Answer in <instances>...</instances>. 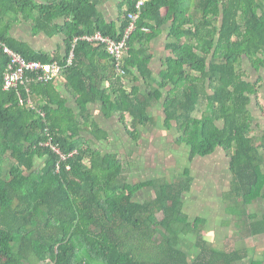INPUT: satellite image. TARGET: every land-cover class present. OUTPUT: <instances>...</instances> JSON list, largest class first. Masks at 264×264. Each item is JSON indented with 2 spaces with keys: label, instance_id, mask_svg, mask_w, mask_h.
Wrapping results in <instances>:
<instances>
[{
  "label": "trees",
  "instance_id": "1",
  "mask_svg": "<svg viewBox=\"0 0 264 264\" xmlns=\"http://www.w3.org/2000/svg\"><path fill=\"white\" fill-rule=\"evenodd\" d=\"M105 2L0 0V43L28 62L59 63L66 91L59 77L5 90L10 59L0 46V264H237L247 254L212 245L199 227L205 219L191 222L184 212L190 168L173 182L130 184L118 155L83 133L111 140L91 110L100 106L107 120L129 118L137 141L138 127L156 124L150 112L163 104L166 126L176 127L191 162L219 148L228 155L226 212L248 235H263L264 215L250 222L257 217L249 207L264 201V130L253 132L257 92L241 71L244 57L264 68V0H147L135 22L129 15L139 0H121L111 22ZM22 22L34 37L61 38L63 52L15 38ZM132 24L119 67L108 45L88 39L101 33L118 43ZM165 28L171 41L156 76L153 43ZM145 188L155 197L136 201ZM184 236L194 238L192 258L181 248Z\"/></svg>",
  "mask_w": 264,
  "mask_h": 264
},
{
  "label": "rangeland",
  "instance_id": "2",
  "mask_svg": "<svg viewBox=\"0 0 264 264\" xmlns=\"http://www.w3.org/2000/svg\"><path fill=\"white\" fill-rule=\"evenodd\" d=\"M118 3L119 0H110V7H114V15L110 18H114V20L119 17L116 7ZM168 12L170 11L164 10L166 15L169 14ZM194 20V18H191L192 22ZM18 25L12 31L15 38L21 41L27 40L32 48L49 54L63 52L64 44L61 38L49 39L45 35L35 38L32 34L31 23L22 22V26ZM155 45H157V48L154 54L157 59L153 63V69L157 76L161 68L160 60L165 58L168 52L164 48L163 42H157ZM187 57V61L191 63L193 55ZM193 68L198 71L196 66L193 65ZM241 73L244 79L254 85V90L257 92L253 97L250 110L253 114V132L258 136L264 130V68L255 69L244 57ZM58 82L62 90L63 79L59 77ZM126 83L129 84L130 82L127 81ZM141 89L144 90V86ZM62 91L66 92L64 89ZM91 110L102 128L110 133L111 140L109 142H98L91 135L90 128L84 130V137L93 139L95 148L105 153H116L118 155L124 165L130 184L147 180L173 182L176 178L179 179L180 173L185 168L191 169L194 180L192 190L187 193L185 198L184 212L188 214L191 222L197 218H204L206 223L199 226L204 238L212 245L226 250L230 244L224 228L227 218L230 217L226 212L228 205L226 196L230 189L232 175L229 168L230 158L224 150L219 148L215 154L205 158H196L191 162L189 160L190 148L186 144L179 145L177 143L179 133L176 127L170 129L166 126L163 104L150 112L151 116L155 118L156 124L138 127L139 139L137 141L129 135L131 129L129 118L126 119L125 123H122L118 117L107 120L103 116L100 106H93ZM204 111V105L199 106L195 118L200 119ZM41 163V160H36V166H42ZM154 197V189L145 188L137 193L135 200L146 202ZM250 210L256 216H263L264 201H259ZM193 239L192 236H184L181 245V248L189 253L190 258L197 251Z\"/></svg>",
  "mask_w": 264,
  "mask_h": 264
},
{
  "label": "built area",
  "instance_id": "3",
  "mask_svg": "<svg viewBox=\"0 0 264 264\" xmlns=\"http://www.w3.org/2000/svg\"><path fill=\"white\" fill-rule=\"evenodd\" d=\"M146 2L147 0H139L136 6L137 12L135 14L129 15V19L131 21L135 22L139 18L141 9ZM133 30L134 24H132L126 31L124 39L118 43L111 40L110 38L104 37L101 33H98L96 36L90 37L88 39L90 41L102 42L108 45L109 51L114 57L117 66L119 67L121 61L125 56V52L127 51V38L133 32ZM0 46L3 48L4 53L7 54L10 59L8 70L6 71V74L4 76L5 90L23 86L27 91H29V85L32 81L36 80L38 82L48 83L49 81L57 79L62 74L63 68L59 63L42 64L40 62H28L21 55L15 53L1 43ZM73 59L74 53L69 59V65L73 64ZM29 74H31L33 78L32 76H29ZM22 103L23 102L21 101V104ZM29 106L32 107L30 103ZM53 148L56 152L61 153L60 149L57 146L53 145ZM63 157L65 158V156Z\"/></svg>",
  "mask_w": 264,
  "mask_h": 264
},
{
  "label": "crops",
  "instance_id": "4",
  "mask_svg": "<svg viewBox=\"0 0 264 264\" xmlns=\"http://www.w3.org/2000/svg\"><path fill=\"white\" fill-rule=\"evenodd\" d=\"M120 2H121V0H119V3ZM118 4H117V6H118ZM110 6H111L110 0H106L104 6L101 7V10L104 13L105 17L108 19V21H110V22L111 21H117V20H114V18H110L111 16L114 15V7H110ZM20 25L22 26V23H20ZM169 33H170L169 29L165 28L163 30L162 35L153 43V52L154 53H155V49L157 48V45H155L157 42H161V43L163 42V46L166 49V45L171 41ZM24 41L27 42V40H24ZM156 59H157V57L155 55V60ZM257 204H255L251 207H254ZM251 207H249V213L254 214L250 210ZM256 217H257L256 219H253L250 222H254V221L260 220L262 218V216L261 217L256 216ZM233 220L234 219L230 216L227 218V220L225 222V226H224L225 233H226L227 240L230 243L225 251L229 254L234 253V252L235 253L240 252V254H247V257L239 260L237 262V264H253V263L260 264V263H264V234L263 235H257V236L248 235L247 231L241 230L237 226V224H239V223L236 221H233ZM242 225L244 226V224H242ZM244 227H246V226H244Z\"/></svg>",
  "mask_w": 264,
  "mask_h": 264
}]
</instances>
